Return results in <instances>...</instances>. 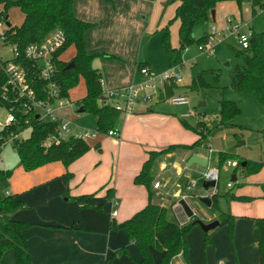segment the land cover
<instances>
[{"label":"crops","instance_id":"obj_1","mask_svg":"<svg viewBox=\"0 0 264 264\" xmlns=\"http://www.w3.org/2000/svg\"><path fill=\"white\" fill-rule=\"evenodd\" d=\"M164 1L73 0L76 17L91 25L84 36L87 51L102 55L93 60L92 66L100 74L104 92L137 83L140 80L136 73L138 67H141L139 65L150 72L154 59L148 54L149 50L143 53L142 46L146 37L154 31L158 33L157 29L164 24L161 11ZM104 62H107L109 68L103 66ZM167 118L150 105L135 106L133 113L123 114L121 120L117 119L113 130L118 132V139L107 135L88 139V146L90 141H94L90 153L81 156L68 167L55 162L32 172H24L18 165L17 157L11 166L12 176L6 181L8 188L4 196H14L26 207L11 216L30 225L23 234L31 264L141 262L142 257L134 241L118 226L148 203L164 208L166 219L174 223L170 205L178 196L187 193L186 185L200 181L207 168L218 165V154H209L206 151L207 145L204 147L202 143L195 148L176 149L156 159L149 188L135 185L133 179L141 170L149 152L162 151L172 145L191 146L198 139L197 135L196 138L193 135L190 142L174 144L176 142L171 140L168 132L175 128L171 127V121ZM193 155L204 157L206 166L194 163L187 165ZM247 161L262 163L264 167V156L258 162ZM241 173L245 175L243 171ZM234 181H237L236 175L231 176L230 182ZM156 182L160 184L158 189L153 188ZM232 188L233 185L220 195L230 193L242 199L229 203V212L235 218L233 236H229L225 226L219 225L204 232L197 224L198 221L203 224L219 223L218 214L204 205L206 211L201 213L197 211V202L189 203L198 218L190 223L192 227L186 235L187 257L178 254L170 264L259 262L258 238L253 224L255 219L264 218V194L259 192L252 196L239 191L232 192ZM191 193L199 195L200 188L196 187ZM84 195H91L94 206L101 207L116 228L105 234L78 229L79 211L75 198ZM113 212H116V216H112ZM204 233L208 235L207 244ZM150 251L153 264H160L162 254L154 248H150Z\"/></svg>","mask_w":264,"mask_h":264},{"label":"trees","instance_id":"obj_2","mask_svg":"<svg viewBox=\"0 0 264 264\" xmlns=\"http://www.w3.org/2000/svg\"><path fill=\"white\" fill-rule=\"evenodd\" d=\"M176 2L173 21L178 23V48H174L169 42V30L165 27L161 30V46L166 55L170 67H179L182 63L181 52L193 44L202 46L207 41V34L195 40L193 30L196 27L204 26L210 17V11L224 2H235L239 9L242 4L248 3L252 13L264 9V0H171ZM16 7L23 14V22L19 27H11L9 24L4 31L5 40L17 46L19 51L31 43L43 40L48 33L55 29H61L66 36L67 47L74 48V56L69 62L57 61L56 80L60 96L68 99V91L73 88L82 77L85 83L84 97L77 102V110L82 113H89L96 122L98 134L106 135L113 130L120 113L110 105L101 106L103 91L100 84V74L93 68L95 58L102 56L98 53H89L85 46V33L91 25L78 19L74 13L73 0H0V21L8 22L7 11ZM170 22V23H171ZM169 23V24H170ZM60 52V53H61ZM236 55L244 63V67L237 66L232 79L231 87L234 90L252 96L256 102L264 107V32L254 33L251 31L249 46L245 50H235ZM59 53V55H60ZM73 63V67L65 69ZM143 66V65H139ZM5 83V76L0 72V104L11 106L10 101L2 99V87ZM38 84V83H37ZM172 85L165 90L166 97H169ZM207 87L202 76H198L189 85L191 91ZM77 111V112H78ZM240 115V109L233 101L222 100L219 102V120L213 121L208 127L198 121L195 128H191L198 136V139L191 146L172 145L165 150L149 152L148 157L142 165L139 173L134 177L135 185H142L149 188L152 178V168L156 159L173 150H183L199 147L201 141L213 136L231 121ZM18 124L2 131L3 136L11 132L19 134L31 126V136L25 141H13L14 149L18 157V165L24 172H32L42 166L60 162L68 167L72 162L83 156L89 146L86 142L70 139L59 146L44 150L41 147L42 141L51 133H54L58 124L35 120L32 116H21L17 114ZM29 118V126L24 124V119ZM264 139V128L260 131ZM233 158L227 152L218 153V167ZM245 174H253L259 171L263 164L250 161L238 160ZM245 163L244 166L242 164ZM11 170L0 169V184L10 179ZM109 195V194H108ZM78 203L79 221L78 229L83 232L105 234L116 228L110 216L101 207L94 206L91 195H84L75 198ZM235 198L230 193L212 197L210 209L218 214L219 226L227 228L230 237L233 236L235 218L229 212V203ZM25 205L16 200L14 196H0V260L3 254L11 250L16 264H31L27 250V241L24 237V230L30 225L12 218L11 214L18 210H24ZM257 232L259 262L264 264V218L254 220L253 224ZM192 225L187 224L179 227L166 219V210L158 205L148 203L142 210L137 212L130 219L121 223L118 228L123 230L127 236L134 241L137 251L142 257L139 264H153V257L150 248L158 250L161 254L160 264H170L172 259L181 254L187 257L188 246L186 235ZM205 244L208 242V235L204 233Z\"/></svg>","mask_w":264,"mask_h":264},{"label":"rangeland","instance_id":"obj_3","mask_svg":"<svg viewBox=\"0 0 264 264\" xmlns=\"http://www.w3.org/2000/svg\"><path fill=\"white\" fill-rule=\"evenodd\" d=\"M163 4L161 11L164 17V24L157 29L158 33L154 31V33L146 37L142 46L143 53L149 50L148 54L154 59L150 70V76L153 78L160 76L170 68L161 46V30L163 28L168 27L170 45L178 48V23L176 21L171 22L177 3L165 0ZM214 11L215 21L213 22L210 18L204 26L196 27L193 30V38L195 40L202 38L203 35L211 33V27L215 26L217 30L215 42L211 46H206L204 51H199V45L197 44L186 47V50L183 49L181 52L182 66L178 68L181 74V82L172 88L169 97L162 101L153 100L149 105L152 106L153 110L159 111L168 117V121H171L170 125L175 129L169 131L168 135L171 140L176 142L174 144H181L180 142L185 144L190 142L193 135L196 138V134L191 128H195L198 121L204 120L203 124L208 127L213 121L219 119L220 101L235 102L240 109V115L234 118L228 127L209 138H204L201 143L204 147L210 144L215 155L219 152H227L233 155V158L226 161H230L232 166L227 167L223 164L224 166L220 169L218 180L220 194L228 190L226 185L231 183V176L236 175L237 181L231 183L233 185L232 192L239 191L256 196L259 192L264 194V167L262 166L263 170L261 168V171L259 170L249 175L243 172L245 174L244 177L242 176L241 171L243 170L238 160L258 162L264 156V139L260 133L264 128V107L259 105L252 96L234 90L231 87L235 68L237 66L244 67V63L235 52V50H242L238 45L237 39L224 29L227 27L226 18L233 17L236 21L246 24V27L242 26L241 31L244 32L251 29L256 34L262 33L264 32V9L257 10L253 14L248 3L242 4L239 9L235 2H224L218 4ZM7 16L11 27H19L23 22V14L16 7L10 8L7 11ZM2 29L0 28V32ZM222 36H226L225 39ZM219 39L221 42H217ZM1 48L0 44V57L5 60L10 59V47H4L2 50ZM154 50L157 52H154ZM73 56L74 48L67 47L60 53L58 60L69 62ZM103 66L109 68L107 62H104ZM99 72L102 74L101 69H99ZM198 76H202L207 87L198 91H191L189 85ZM84 94L85 83L83 78L79 77L78 83L68 91V100L71 106L63 112V116L67 117L70 125L76 126L78 131L83 129L92 133L97 131L94 118L87 112H77V102L84 97ZM174 96H184L187 98L188 103L186 105L171 104L169 98ZM138 105L147 106L140 104V102L137 103L136 107ZM120 115L118 120L123 118V114ZM4 116L5 110L0 107V120H3ZM31 131V126L27 127L22 135H18L16 139L18 141L29 139ZM103 135L98 134V137ZM240 141H244V144L236 147V144ZM93 143L94 141L89 142V150L86 153H90V147L92 148ZM15 161H17V154L13 142L5 141L4 144L0 145V169L7 168L12 171L13 167L11 166L14 165ZM7 188L6 181L0 184L1 197L4 196V191ZM195 204L198 207L197 211L200 210L201 213L206 211V207L203 205ZM0 264H16L11 250L3 254Z\"/></svg>","mask_w":264,"mask_h":264},{"label":"built area","instance_id":"obj_4","mask_svg":"<svg viewBox=\"0 0 264 264\" xmlns=\"http://www.w3.org/2000/svg\"><path fill=\"white\" fill-rule=\"evenodd\" d=\"M226 24L227 27L224 30L235 36L242 50L247 49L251 30L241 31L242 26L246 27V24L236 21L233 17H227ZM0 28H3L0 32L1 50L4 47H10L11 53L10 59L5 60L0 57V72L5 76V83L2 87V99L11 103L9 107L0 104V107L5 110V116L3 120H0V131H5L9 127L17 125L18 119L16 115L20 114L25 117H35L37 121L58 124L55 132L49 134L42 141L41 147L44 150L59 146L70 139L86 142L88 139L96 138L98 136L96 131L92 133L83 129L78 131L77 127L71 126L70 121L63 116V112L71 106V103L68 99L60 96L56 74L59 53L65 47L67 41L65 33L61 29L52 30L40 42L31 43L19 51L17 46L11 45L5 40L4 31L7 26L4 21H0ZM216 34V27L212 26L211 33L207 34L206 43L199 46V51H204L206 46H211L215 42ZM225 37L222 36L224 39ZM217 42H221L220 39ZM178 68L177 66L170 67L160 76L153 78L147 68L138 67L136 73L140 80L137 83L117 90L104 92L102 89L103 100L100 101V105H110L120 114H131L139 102L140 104L149 105L153 100L158 101L159 90L163 91L165 99V90L181 82V74ZM100 84L102 86V81H100ZM169 101L174 105H186L188 103L187 98L184 96L170 97ZM24 124L29 126V118L24 119ZM24 131L19 134L11 132L6 137L0 132V145L4 144L5 141L13 142ZM106 135L119 138V134L115 130H109ZM211 147L210 144L206 146V151L209 154L213 153ZM225 166L231 167L232 163L228 161ZM220 169L218 165L213 168H207L202 173L200 181H193L186 185L187 193L178 196L170 205L175 224L183 227L198 218V214L189 203H199V197H209L212 200V197L220 194L218 187ZM204 181H214L215 186L205 190L202 188ZM231 186V183L227 184V188ZM159 187L160 184L158 182L153 184L154 189ZM196 187L200 188L201 193L199 195L191 193ZM181 199L188 203L192 211L191 217H188L180 206L179 201ZM112 216H116V212H113Z\"/></svg>","mask_w":264,"mask_h":264},{"label":"water","instance_id":"obj_5","mask_svg":"<svg viewBox=\"0 0 264 264\" xmlns=\"http://www.w3.org/2000/svg\"><path fill=\"white\" fill-rule=\"evenodd\" d=\"M210 18L212 19V21H214V10L210 11ZM9 25V22L6 23V26ZM74 65L73 63H70L69 65H67L65 67V69H69V68H72ZM164 99V95H163V91L162 90H159V101H162ZM78 113H82L81 110L78 111ZM244 144V141H240L236 144V147H239L241 145ZM197 164V165H200L201 167H205L206 166V159L202 156H199V155H193L190 157V159L188 160L187 162V165H190V164ZM245 163L242 164V166H244ZM234 180V179H232ZM215 186V182L214 181H204L202 183V188L207 190L208 188H212ZM198 202L204 206H206L207 208H210L211 207V204H212V200L209 198V197H199L198 198ZM179 204L180 206L182 207L183 211L185 212V214L188 216V217H191L192 216V211L188 205V203L184 200H180L179 201ZM201 229L204 231V232H209L213 229L216 228V226L219 225V223L216 221V222H212L210 224H203L201 223L200 221H198L197 223Z\"/></svg>","mask_w":264,"mask_h":264}]
</instances>
